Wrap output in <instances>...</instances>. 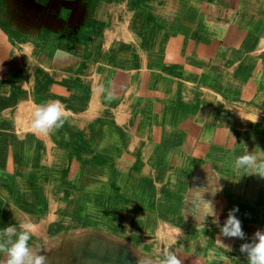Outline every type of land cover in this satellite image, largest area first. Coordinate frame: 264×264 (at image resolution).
<instances>
[{
  "label": "crops",
  "instance_id": "obj_1",
  "mask_svg": "<svg viewBox=\"0 0 264 264\" xmlns=\"http://www.w3.org/2000/svg\"><path fill=\"white\" fill-rule=\"evenodd\" d=\"M7 1L8 0H0V2L2 3V6H0V13L2 11V7H4L6 10L5 2ZM32 1L39 4H43L46 0ZM47 1L49 5L53 6V12L42 13L41 18L42 20L46 18L51 19L52 26L49 29L50 31H48L47 33L48 36L45 39L43 38L42 44L40 36L45 37V33L37 25L33 23L28 24L31 19H24L20 13H18L14 18H6L0 15V19L3 24L7 23L6 25L12 31L11 34H13V36H17L13 38L10 34L9 36L6 35L7 32H2L3 30L0 31V81H7L8 83H11V80L16 77L14 81V83L16 82L15 87H19L20 84H22L23 82L24 84H29V89L33 91L32 95L34 96V98L36 97L35 95L38 93L37 88L45 89L46 92L48 91V95L42 97L39 96L37 99L40 102L44 100L45 103L58 101L64 108L67 109V111L64 112L63 116L65 119V123L63 126H68L66 131L73 132L72 135L69 136L68 132H66L67 138L70 137L68 141H70L72 138H76V132L86 131L87 135H89L87 138L76 139H78L79 142H88L90 141L89 137L97 133L98 126L96 125L95 129L92 130V124L86 122L81 123L79 122V118H76L77 108L81 109L79 106L76 105V98L78 99L82 92L76 88V76L80 77V79H78L80 80V82L84 81V78L81 79L82 73L76 74V54L79 57V68L81 67V60L83 59V66L81 67V69H85V72L89 73V78L85 80L90 83L92 81L90 78L92 74H96L98 72L103 74L101 69L106 65L107 72L101 75V83H106V90L104 92L103 97L106 101H103V103L107 104V99L108 101L113 100L114 103L118 102V106L122 107V109L120 110H122V117L124 118V121L122 120L123 122L120 123L117 121V119H114L115 122L117 121V124H120L122 127H126V130L120 131L121 133L119 135L116 132L117 128L115 127V125L113 126L111 122H109V124L113 126V134L109 137L104 138L100 142H102V145H113L114 155L111 154V152L107 154L97 150V152H99V156L105 157L107 155L108 158L102 160L96 159L93 161L94 157L91 156L93 151L92 148L89 149V155L91 156L90 160L92 162H95V164L97 162H105V164H107V160L109 159L112 160V162H116V160L121 161L123 163V166L121 165V163H112L113 166L110 171L106 166L94 167L93 165L89 164L85 165L83 168L78 167L73 170L72 168L74 166L77 167V164H82V161L76 162L75 158H71L68 167V170L71 174L70 176H68L71 177V181L68 182L69 188H67V191L69 195L70 189L74 190V194L72 197V203L74 202L73 208L80 209L82 206L81 202H85L86 200H88L89 202L91 201L94 205V201L96 200L98 201V204L100 203L98 206H100L101 204L105 207L111 206L112 209L123 212L122 216L117 219L119 225L112 224L113 222L111 221L108 224H103L105 226V229H101L98 224L91 223L89 224V227L92 229L91 232L96 233L99 231L101 232V230H103V232L107 236V239H111L113 240V242L119 243L121 247H131L137 257L136 264H164L163 253L165 251L174 252L177 255V258L181 260V264H248L247 253H241L239 249L236 250L233 247L236 245V243L237 245H239L238 248H240L241 244L251 243L254 238V234L258 230L264 231V220L254 219L251 220V223L242 222L240 216L242 218V215L255 212V209H253L254 211H248L250 207L247 203L244 202L243 204L239 205V213L235 214L237 218L240 219L242 222V230L245 233V238L241 240L239 238L222 237L220 235V227H222L230 211V206L228 205V203H223L222 201L225 198L230 200L232 198L234 199L238 197L240 199L244 194L249 195V192H252L254 190V184L255 186L257 184L255 182L253 184L252 179H250L251 177L248 174L251 173L248 171H243L242 169H235L237 171L234 172L235 175L232 178L231 183L235 185V183L238 182L239 179L242 184V189H240V191H238L237 189H232V186L224 182L226 178L225 177L222 179L221 184H218V191L212 194L210 198L206 197L204 194L202 195L203 200L212 201L215 204L216 212L220 222L219 226L213 224L211 222V218L209 219L210 221L208 222L207 220V223L204 225L200 224L196 218L195 208L203 206L204 204V201L200 200L197 197L201 195H198L199 192H196L200 190L201 184L194 183L195 186H180L177 183V180L191 178L196 180L197 182L199 181L196 176H191L190 170L187 171V173H184L185 171L182 172L186 175V177H183V174H176V170L181 169V165L184 167L185 162H189L188 153L193 152L194 148L197 151L196 162H200L204 165H206L207 163L210 164L211 160L213 163L224 164L223 155L226 150L225 133H221V135L223 136L221 139H219L216 136L218 134V128H215V126L214 128H212L211 136H205L206 134L204 135L205 125L203 120L205 116H202V114L200 115L201 117L196 120V122L192 120L190 121L189 117L184 113L180 115L178 114L176 116L174 115V117L172 118L173 122L168 121L166 118V116L173 111L175 103L184 106L187 110L189 106V100L193 102V100L198 95L201 96L202 93L199 90V86H192V89H190V85H188L190 89L188 90L189 96L188 98L184 99L181 97V93L183 90L177 92V86L173 85L175 80L172 81V79H170L171 81H169L168 78L162 79L161 81L157 80L160 75L157 73V65L160 62L166 65V68H160L163 72L172 71V68L167 67L174 66L170 64H176L177 66L178 64H182L183 70L175 65L174 67L179 69L175 72H177L181 76H183L184 74L185 76L189 75L186 76L187 78L197 77V74L195 73H197L198 70L197 67L194 66L195 64L188 66L187 64L185 65L182 60L177 61L178 58L182 59L184 57L183 42L187 40L186 36L184 38L185 40H182L179 43V47L176 50L171 43L170 51L173 53L172 57L168 60L160 61V58L158 56L160 55V49L156 45L152 44L151 47H147L148 45H145L148 51L152 50V55L148 57L149 59L146 63V58L144 57L145 47H143L135 57L134 54L130 55L129 49L124 50L118 47V40H112V38L108 42V44H104V40L101 36L98 37L100 39L97 40L94 44H92L90 41L88 42L89 44L85 43V41L89 39L88 34L92 32L91 29H95L97 18L98 20L102 18L100 12H102V10L104 11V5L93 0ZM253 2L254 0H242V6L240 8L239 14L237 13V11L233 10L231 12L226 7L221 6L226 8V11L228 12L225 13L227 14V17L223 19L229 18L230 23H232L231 26H233L234 30L240 31L241 27H243L242 35H245V37H247L248 39L252 37L250 32L251 27H249L248 25H250V20L253 19L252 15L249 16V14H251L249 12H253ZM172 3H176V0H174V2ZM178 7V10H181L182 6L179 5ZM188 7V5L182 7L184 8L183 11L185 10L187 12L186 14H184V17L182 10L178 12V17L176 15L168 13L167 17L170 16L168 20L171 19V16L172 18H175V22L171 21L170 27L174 25H179L180 23H185V25L192 23L189 22L192 17L191 15H189V13H191V9H189ZM78 9L79 11L77 12ZM194 15L198 16V18L208 26L206 27L207 31H209L208 28L212 29L211 32L209 31V33L211 34H216L217 31H226L228 29L225 25L219 22L221 20L219 14L218 19L220 18V20L214 22H208L207 13L201 15L200 13H195ZM5 16L11 15L8 13ZM56 24L62 26L63 28L57 27ZM22 25V28L27 33L21 32L19 30V27ZM145 29L146 28H143V31L147 32L148 34L154 31H146ZM54 30L55 33L52 32ZM187 31L188 30L185 28L184 32ZM184 32L181 33L184 34ZM228 36L229 41L232 40L231 37H233L234 42L240 41L236 40V37L233 35V33L229 34ZM254 36L256 35H253L252 38H254ZM18 37H23L24 42L22 41V39H18ZM225 38L226 35L224 36V39ZM25 40L28 41L25 42ZM260 40L262 42V40H264V36ZM27 42L36 44L38 43V45L42 48V50H44V52H47L49 50L55 52V57L50 60V62L52 61L50 63V66L57 67L53 69L54 73L50 71H43L42 73L39 71H33L36 67H32V65L28 63L29 61L27 60V52L28 46H30L28 44L30 43L27 44ZM261 42L259 43V47L262 50V46H264V43ZM90 43L92 46L90 45ZM243 45L244 47L246 46L245 44ZM165 46L167 47V45ZM185 46L186 49H188L189 51L197 50V52H208L209 55H212L213 58L218 57L216 52H213V50H209L210 47L208 46L206 38L204 37H201L199 41H189ZM57 47L59 50L56 49ZM107 47L110 49L106 52L107 54H104L103 51L106 50ZM112 47L116 49L117 57H128L129 59L125 61L123 60V62L120 60H114L115 57H111L112 55H110V50ZM255 48H257V45H254L252 47V49ZM101 50L103 51L100 52ZM247 51L249 50L247 49ZM247 51L243 50V53H249L248 55H244L246 56V59H237L238 62L236 63L235 68L232 69L234 70L237 67H240L239 71L242 76L239 80L240 85L237 86L239 88L237 92L238 98L243 101L239 103V105H243H241L242 107L239 108H243V110H246L245 113L249 116V119L254 120L256 118V124L260 122L264 126V60L262 61V59L264 58V51L262 52V54L257 53L258 51ZM65 52H67V55L70 53V58L68 59V61L62 62V60L59 59L60 54L64 55ZM80 53L83 55V58L80 56ZM87 59L90 62L86 61ZM155 60H157V62H155ZM171 61L172 63H170ZM185 66L187 67V71L185 69ZM31 72H33L35 76H37V72L41 75V77H33L32 74H30ZM46 72H48L51 76L48 75L47 79L42 80L41 78L44 77L43 74H45ZM165 75L168 76L171 74L166 73ZM181 76H175L172 78H178L180 80L182 79ZM164 81L168 82L164 83ZM40 84L44 85V87H40ZM186 91L187 90H185V92ZM18 92L19 96L16 95V92L13 91V97L18 96L20 98H24L21 89ZM192 92H194V94ZM29 93L31 95V91L29 92L28 90V94ZM109 94H111L112 96L111 99L108 98ZM223 96L221 98H223ZM209 97H211V95ZM118 98H120V101L118 100ZM12 99L13 101L17 100L16 98ZM247 100L249 102H247ZM211 102L212 103H208L207 105H211L213 104V102H215V105L217 104L216 100L213 97L211 98ZM237 105L234 107H238ZM143 108L145 109V111ZM194 110L196 109L193 106L192 112H189L188 110L187 111L191 115V113L195 114L193 112ZM241 111L242 110H238L237 113L239 112L238 114H242L245 117V114ZM18 113L19 112H17V114ZM205 113L206 112L204 111V115ZM65 116H68L71 122L67 123V117ZM218 119L219 118H216V120ZM209 120L210 117H208V121ZM243 120L241 121L239 119L238 121L243 123ZM228 125L229 124L227 122L226 129H229ZM192 126L193 128L195 126L196 131L191 130ZM231 126L232 125H230V128ZM240 128H244L245 130L246 127L240 125ZM26 129L28 128H23V130ZM132 129L135 130V132L133 131L132 140H129L131 138V134L128 135L127 133L129 132V130ZM109 130L111 129H109V126L106 125L103 129L100 130V132L104 134L106 131ZM230 130L235 131L234 128H231ZM55 131L60 132L57 135H61L63 127L56 129ZM170 132H172L174 136L178 134L180 135V138H183L182 147L170 143L171 138H173V136H168L170 135ZM226 133L230 134L229 131H227ZM125 136L128 139H122V137ZM75 142L77 144V140H74V143ZM236 142L237 141L234 140L232 145H236ZM61 143L63 142L61 141ZM239 143L240 144L238 145L243 148L245 147V149L239 148V151H235L234 161L229 162L230 166H234L229 167L232 169L236 168V158L244 154H253L254 156L256 155V163H259L257 159H260L261 156H264V151L260 150L253 152V150H248L247 145L244 146V141H240ZM67 144L72 143L68 142ZM247 144L252 145L253 142L248 141ZM9 145L0 146V154L5 156H13L18 161H30L27 158H30V156L38 153L41 150L46 151V149L50 156L53 155V160L56 159L59 155L56 148L52 147L50 143L49 145H46L45 143L40 145L36 141L29 140V142L21 141L13 143L10 146ZM77 146L80 145L78 144ZM215 146L220 147L221 150L216 147L218 151L213 153V148ZM177 149L180 153H183L182 156L178 155L179 159L177 160H179V163L181 164L179 166L177 164L178 162H176L175 159ZM145 154H148L151 158H153V164L157 162L162 165L164 171L163 174H161V176L159 177L160 169H157L158 175L156 173V176L153 177L156 180L151 182L150 184H148V180L146 181L145 174L147 172L145 173L144 170H142L143 167L141 168L140 165V163H143L144 161L143 158H145ZM136 161L138 162L139 166H136L137 171L134 172L131 169V166L134 165ZM196 162L193 161V163ZM88 163L90 162L88 161L87 164ZM221 164H219L217 168L223 170ZM213 166H215V164H213ZM126 168H129V171H123ZM211 168L212 167H208V171L211 170ZM25 171L26 174L23 175L25 177L27 176V174L29 175L33 172L30 167L25 168ZM42 172L45 173L46 170H43ZM212 172L215 176L216 174H219V171L214 168L212 169ZM251 172L255 171L253 170ZM124 173L126 174L124 175ZM76 176H78V178ZM146 176L148 177V174H146ZM215 176L214 178H216ZM108 177H110L109 181L106 180ZM45 178V176L42 177V180ZM112 178L113 180H115V182L111 181ZM136 178L143 179L144 183L146 184H143L144 186H138V188H136L138 184L133 187L134 185H132L131 183L134 182V179ZM256 178L257 177L255 175L254 179ZM16 179L18 180L19 178ZM262 179L264 181V178H261L260 184L263 182ZM116 180L119 181L116 182ZM25 181L26 182L23 183L20 180L16 183L21 182L19 186L20 188H23V185L26 187L28 186L27 183L30 180H28L27 178L25 179ZM36 183L37 185H39V182L33 181L34 185H36ZM123 184L124 189L121 187V185ZM151 184H153V186ZM159 186H165V188L163 189L167 192L165 191L163 194H173V196H175L173 198L171 197L174 201L173 204L169 202L171 201L170 197L164 199L163 202H157V199L154 197V195H158V193L161 192L160 190L162 189ZM226 186H230L227 187L229 189L225 188ZM98 189H100L101 191L99 192ZM224 191H226V194L223 193ZM114 192L120 196L119 198H117L119 199V201L115 198H113V200L111 201L108 198V194H112ZM128 196L134 197V203L136 202V204H133V206L131 208H128V210H121L119 207V202L122 203V200H125L126 198H128ZM102 197H105L104 201L98 200ZM250 200L253 201L252 198ZM117 203L118 205H116ZM165 203L170 204V207L168 205L169 208H166V212L163 211L162 206ZM62 204L64 203L62 202ZM148 208H156L158 210L161 209V212H164V214L167 213L165 215H168L169 217H165L163 216L164 214L161 215L159 213L158 215L152 214V212L148 210ZM57 209L58 210L52 208V214L58 212L59 210H62L61 208ZM260 209L261 208H259L258 210L260 211ZM157 217H159V219H157ZM74 218H72L74 219L72 220L68 216V220L66 222L62 224L55 223L56 231H50L52 232L51 234L48 232L47 229V232L42 231L39 236L38 234H36L35 236L34 233L36 232L31 229L30 233L32 238L30 239V242H28V244L32 252L45 255L47 257L46 264H69L70 262L69 260L67 261L68 257L66 256V254L70 255L71 253L67 252L66 247H68L69 243L71 244L69 248H73L76 245V217ZM8 222L9 221H4L0 218V228L6 226ZM209 226H212L213 228L215 227L217 229L212 230L209 228ZM251 228H256V230L252 231V233ZM63 231H66V233H63ZM156 231L164 232L162 234H158ZM37 233H39V231H37ZM40 239L41 245L38 244V240ZM9 240H15V238L11 236V234L6 233V240H1L0 243H5ZM219 241H221L222 244ZM72 256H74V253H72ZM0 259L7 260L6 253H0ZM75 263L76 256L73 261V264Z\"/></svg>",
  "mask_w": 264,
  "mask_h": 264
},
{
  "label": "rangeland",
  "instance_id": "obj_2",
  "mask_svg": "<svg viewBox=\"0 0 264 264\" xmlns=\"http://www.w3.org/2000/svg\"><path fill=\"white\" fill-rule=\"evenodd\" d=\"M93 1H97L98 3L104 5V11L102 10V12H100L102 18H100L99 20L97 18L95 29L94 30L91 29L92 32L88 34L89 39L85 41V43L87 44H89L88 43L89 41L92 44H94L97 40L100 39L98 38L100 36L104 40V44L105 43L108 44V42L112 38V40H118L117 41L118 47L124 50L129 49L130 55L134 54L135 57L137 56L139 51L143 47H145V45H148L147 47H151L152 44H154L160 49V55L158 56L160 58V61H162V60H168L169 58L172 57L173 52L170 51L171 43L176 50L179 47V43L182 40H185L184 38L186 36L187 40L183 42L184 57L182 59L178 58L177 61L182 60L184 64L185 65L187 64L188 66L195 64L194 66L197 67L198 70L197 73H195L197 74V77L190 76L191 78L189 77L187 78L186 76L189 75L185 76L184 74L183 76H181L177 72H175L176 70H179L178 68L183 70L182 64H178V66L176 64H170L174 66L176 65L178 68L174 66H167L169 68H172V71L163 72L161 71L160 68L163 67L166 68V65L160 62L157 65V69H158L157 73L160 74L157 80L161 81L162 79L165 78H168L169 81H171L170 79H172V81L175 80L173 85L177 86L176 89L177 92L183 90L181 93V97L184 99L188 98L189 96L188 90L192 89V86L195 87L199 86L200 87L199 90L202 93L201 96L198 95L193 100V102L189 100V106L187 110L189 112H192L194 106L196 110H194L193 112L195 114L191 113L190 115L184 106L175 103L173 107V111L170 112V114L167 115L166 118L168 121H172L174 115L176 116L178 114L180 115L184 113L189 117L190 121L192 120L196 122V120H198L199 117H201L200 115L202 114V116H205L203 120L205 125L204 135L206 134L205 136H211L212 128H214V126L215 128H218L217 130L218 134L216 136L219 139H221L223 136L221 135V133L223 134L225 133L226 150L223 155L224 164L213 163L211 160L210 164L207 163L206 165H204L200 162H196L197 151L194 148L193 152L188 153L189 162L186 161L183 167L179 163L180 161L177 160L179 159L178 155L182 156L183 153H180L177 149L175 159L176 162H178L177 163L178 166L181 165V169H177L176 174L178 175L183 174L182 176L186 177L184 173H187V171L190 170L191 176L192 177L196 176L200 181L199 183V181L197 182L196 180L191 178V179L177 180L178 181L177 183L180 186H185V185L195 186V184H201V188L199 187L201 190V194H200V190L196 192H199L198 195L202 196L204 194L206 197L210 198L212 194L216 193L218 184H221L222 179L226 177L224 182L232 186V189L235 190L237 189L238 191H240V189H242L241 186L242 184L241 181H239V179L238 182L235 183V185L231 183L232 178L235 175L234 172L237 170H235L236 168L234 169L230 168L233 167L234 165L230 166L229 162L234 161L235 151H239V148H243L238 145L240 144L239 143L240 141H244V146L247 145L248 150L250 151L251 150H253V152L260 150L264 151L263 150L264 126L260 122L256 124L257 121L256 118L254 120L249 119V116L245 113L246 110H243V108H239L243 106L242 104H241L242 106L239 105V103L243 101L240 100V98H238L237 92L239 88L237 86L240 85L239 80L242 76L239 71L240 67H237L234 70L232 69L235 68L236 63L238 62L237 59H246V56L244 55L249 54L246 52L243 53V50L247 51L248 49L249 51L251 50L258 51L257 53H261V54L264 51L263 48L264 46H262V50L259 47V43L261 42L260 39L264 36V20H263L264 0H254L253 12H249L251 13L249 14V16L252 15L253 17V19L250 20L249 23L250 25H248L249 27H251V31H250L251 36L253 37V35H256L254 36V38L251 37L249 39L245 37V35H242L243 27H241L240 31L234 30L233 26H231L232 23H230V19L229 18L223 19L227 17L226 16L227 14H225L227 12L226 8L229 9L231 12L233 10L237 11V13L239 14L240 8L242 6V0H176V3H172L174 2V0H169V1L168 0H93ZM47 2L48 1L46 0L45 3L39 4L32 0H14V1L8 0L7 2H5L6 10L4 7H2V11L0 15L6 18L7 17L14 18L18 13H20L24 19H31L28 24L33 23L37 25L45 33V37L40 36V40L42 44L43 38L45 39L48 36L47 33L48 31H50L49 29L52 26L51 19L46 18L42 20L41 18L42 13L53 12V6L49 5V3ZM179 5H181L182 7H185L187 5L189 6L188 8L191 9L190 10L191 13H189V15H191L192 17V19H190L189 22L192 23L186 25L185 23L183 24L180 23L179 25H174L170 27L171 21L175 22V18H172L171 16V19L168 20L170 16L167 17V15L168 13H171L178 17V12H180L181 10L183 11L184 9L181 7V10H178ZM0 6H2L1 2H0ZM221 6H224L226 8ZM78 11L79 9L77 10V12ZM198 12L200 13V15L207 13L208 22L218 21L221 18L219 22L225 25L228 29L226 31H222V30L217 31L216 34L209 33V31L211 32L212 29L208 28L209 31H207L206 27L208 26L204 24V22L201 21L198 18V16L194 15L195 13L199 14ZM8 13L11 16H5ZM186 13L187 12L184 10L183 17L184 14ZM218 14L220 17L219 19H218ZM6 24L7 23L3 24V22L0 19V31L3 30L2 32H7L6 35L9 36L10 34L13 38L17 37L11 34L12 31L8 28ZM56 26L59 28H63L58 24H56ZM22 27L23 25L19 27V30L21 32L27 33ZM143 28H146L145 29L146 31L149 30L151 31L154 30V31L148 34L147 32L143 31ZM185 28L188 30L187 32H184ZM52 32L55 33V30ZM181 32H184V34ZM231 33H233V35L236 37V40H240V41L234 42L233 37H231L232 40L229 41L228 35ZM225 35L226 38L224 39ZM201 37L206 38L207 44L210 47L209 50H213V52H216L218 55L217 58H213L212 55H209L208 52H201V51L197 52V50L189 51L188 49H186L185 45L189 41L190 42L199 41ZM18 39H22V41L24 42L23 37H18ZM221 40L224 42H222ZM26 41L28 40H25V42ZM262 42L264 43V40H262ZM28 43L30 42H27V44ZM243 44H245L247 47L246 46L244 47ZM28 45L30 46H28L27 60L29 61L28 63L32 65V67L34 66L36 67L33 71H39L41 73L43 71H50L54 73L53 69L57 67L50 66V63L52 62V61L50 62V60L55 57V52L50 50L44 52V50H42V48L38 45V43L37 44L30 43ZM165 45H167V47ZM254 45H257V48L252 49ZM56 49H58V47ZM109 49L110 48L107 47L106 50L104 51L101 50L100 52L103 51V53L105 54ZM151 51H148V49H146L145 47L144 57L146 58V63L148 62L149 59L148 57L152 55ZM69 55L70 53L67 55V52H65L64 55L60 54L59 59L62 60V62H66L70 58ZM110 55H112L111 57H115L114 60L116 61L120 60L123 62V60L125 61L129 59L128 57H117L116 49L113 47L110 50ZM80 56L83 58V55L81 53ZM82 60H81V67L83 66ZM157 60H155V62H157ZM263 60L264 58L262 59V61ZM86 61L90 62L88 59ZM170 63H172V61ZM78 64H79V57L76 54V74L82 73L81 79L84 78V81L80 82V80H78L80 79V77L76 76V88L79 89V91H82L80 97L78 99L76 98V105L82 109L81 110L77 108L76 118H79V122L81 123L86 122L92 124L91 127L92 130L95 129L96 125L98 126L97 133L91 135L89 137L90 141L88 142H83V141L79 142L78 140V139H85L89 136L87 135L86 131L76 132L75 136L78 139L72 138L70 141H68L70 139V137L67 138L66 136V132H68L66 131V129L68 126H63V131H61V135H57L60 132H57L55 130L50 131L49 132L50 134L49 133L41 134L35 132V130L32 128L33 113L37 106L46 104L44 100L40 102L37 98L39 96L42 97L48 95L47 94L48 91L46 92L45 89L37 88L38 93L35 95L36 97L34 98V96L32 95L33 91L29 89L30 87L29 84L27 83L24 84L23 82L22 84H20L19 87L17 88L15 87L16 82L14 83V81L16 77H14L11 80V83H8L7 81H0V114H1L0 115V146L3 145L8 146L9 144L12 145L13 143L16 142H21V141L29 142V140L31 141L33 140L39 143L40 145L44 143L46 145H49L50 143L52 147L56 148L59 154L58 157L53 160V155L50 156V154L47 152V149L46 151L37 150L39 151L38 153L30 156V158H27L30 160L27 162H31V163H27L26 160L18 161L13 156H8V155L5 156L0 154V214H1L0 218L1 220L3 219L4 221H9L6 226L0 228V239L6 240V233L4 232V230L8 228L10 225L15 226L17 232L21 231L22 227L27 225L30 231L31 229H33V231L36 232L34 233L35 236L36 234H38L39 236L42 231L47 232V229L50 234L52 233L50 231H56L55 223L62 224L66 222L68 220V216L71 219L76 217V245L73 248H69L71 245L69 243L68 247H66L67 252L71 253L70 255L66 254V256L68 257L67 261L69 260L70 262L69 264H73L75 256H76L75 264H136L137 257L131 247L129 248L127 246L121 247L119 243L113 242V240L111 239H107V236L105 235L103 230H101V232L99 231L96 233H92L91 232L92 229L89 227V224L94 223V224H98L101 227V229L102 228L105 229L104 225L106 223L108 224L111 221L113 222L112 224L119 225L117 219L122 216L123 211L121 212L119 210L112 209L111 206L105 207L102 206V204L98 206L100 203L98 204V201L96 200L94 201V205L91 201L89 202L88 200H86L85 202H81L82 206L80 209L73 208L74 202L72 203L73 201L72 197L74 194V190L70 189V193L68 195V191H67V188H69L68 182L71 181V177H69L71 174L70 171L68 170V167L71 158H75L76 162L82 161V164H77V167L74 166L72 168L73 170L78 167L83 168L85 165H89V164L93 165L94 167L106 166L110 171L114 163L115 164L121 163V165L123 166V163L121 161L116 160V162H112V160L109 159L107 160L108 161L107 164H105V162H97L95 164V162H92L90 160V157L91 156L94 157L93 161L96 159L102 160L108 158L107 155L105 157L99 156V152H97V150L107 154L111 152V154L114 155L113 145L111 144L102 145V142L100 141L113 134L112 131L114 130H112V127L114 125L117 128L116 132L119 135L121 133L120 131L126 130V127H122L120 124L116 123L117 121L120 123L124 121V118L122 117V110H120L122 109V107L118 106V102L114 103L113 100L108 101L107 99L106 102L107 104L103 103V101H106L103 98L104 92L106 90L105 87L106 83H101V75L107 72L106 65L101 69L103 74H101L100 72L96 74H92V76L90 77L92 81L90 83L85 80L89 78V73L85 72V69L82 70L81 67L79 68ZM185 69L187 71L186 66ZM166 73L171 75L166 76L165 75ZM30 74H32L33 77L35 76L33 72H31ZM36 75L37 76L35 77L38 76L41 77V75L38 74L37 72ZM43 75L44 77H42L41 79L45 80L48 78V75L50 74L46 72ZM175 76H181L182 79L179 80L178 78H172ZM167 82L168 81H164V83ZM188 85H190V89ZM40 87H44V85L40 84ZM20 89L21 92H23L24 98L18 97L19 96L18 91ZM28 90L29 92L31 91V95L30 93L28 94ZM185 90L187 91L185 92ZM13 91L16 92L15 93L16 95H18L17 97L16 96L13 97L12 94ZM192 93L194 94V92ZM210 95L211 97H209ZM10 96L12 98H16L17 100L13 101V99ZM222 96L223 98H221ZM212 97L216 100L217 104L215 105V102H213V104L207 105L208 103H212L211 102ZM224 98H227L228 100ZM118 100L120 101V98H118ZM247 102L249 101L247 100ZM236 105L238 107L235 108L234 106ZM61 108L64 116V112L67 111V109L64 108L62 105ZM238 110H242L241 112L245 114V117L242 114H238L239 113V112L237 113ZM204 111L206 112L205 115H204ZM17 112L19 113L17 114ZM65 117H67V123L71 122L68 116ZM208 117H210L209 121H208ZM114 118L117 119L116 122ZM216 118L219 119L216 120ZM239 119L241 121L244 119L243 123L238 121ZM109 122H111L113 126L110 125ZM227 122L229 124L228 125L229 129H226ZM106 125L109 126V129L111 130L106 131L104 134H102L100 130L103 129L104 126ZM230 125H232L231 128H234L235 131L230 130L231 129ZM240 125L245 126L246 127L245 130L244 128L241 129ZM23 128H28L32 132L28 129L23 130ZM191 130L196 131L195 126L194 128L192 126ZM133 131L135 132V130L133 129L129 130V132L127 131L128 135L131 134V138L129 140H132ZM227 131H229L230 134H227L226 133ZM72 133L73 132H68V136L72 135ZM168 136L169 137L173 136V138H171L170 143L182 147L183 138H180V135L177 134L174 136L173 133L170 132V135ZM125 138L126 136L122 137V139ZM74 140H77V144L76 142L74 143ZM234 140L237 141L236 145L235 144L232 145ZM61 141L63 143H61ZM248 141L253 142V144L252 145L247 144ZM68 142H71L75 146H73L72 144H67ZM78 144L80 146H77ZM216 147L219 150H221L220 147L215 146L213 148V153L218 151ZM90 148H92L93 150L91 156L89 155ZM243 149H245V147ZM143 160H144L143 163H140V165L141 168L143 167L142 170H144L145 173L147 172L146 174H148V177L146 176V174L145 177H146V181L148 180V184H150L151 182L156 180L153 177L156 176V173L158 171L157 169H160L159 177L161 176V174H163L164 171L162 165H160L157 162H155V164L152 163L153 158H151L148 154H145V158H143ZM88 161L90 163L87 164ZM193 161L196 163H193ZM257 161L259 163L260 162L264 163V156H261V158L257 159ZM213 164H215V166H213ZM219 164H221L223 170L217 168ZM136 166L137 167L139 166L137 161L134 163V165L131 166V169L134 172L137 171ZM27 167H30L31 170L33 171L32 173L34 174L30 173L32 176L30 174L29 175L27 174L26 177L23 176L26 174L25 168ZM208 167H212L211 170L208 171ZM213 168L219 171V174H216V176L212 172ZM240 169H242L243 171L250 172L247 166L242 167ZM43 170H46L47 174L46 172L45 173L42 172ZM123 171H129V168H126ZM250 173L251 174L248 175H250L251 177L250 179H252L253 184L254 182L257 183L256 186L255 184L254 186L252 184L254 190L252 192H249V195L244 194L240 199L238 197L234 199L232 198L230 200L225 198L222 201L223 203L225 202L228 203V205L230 206L229 207L230 211L233 208L239 209V205L243 204L244 202L247 203L250 207L248 211L255 209V212L245 214L246 216L242 215V218L239 215L242 222H246V223H251V220L254 219L264 220V181L262 179L263 182L260 184L261 177L259 175H256L255 172H250ZM125 174L126 173H124V175ZM255 175L257 177L256 179H254ZM44 176L46 178L42 180V177ZM214 176L216 178H214ZM76 177L78 178V176ZM16 178L19 179L17 180ZM27 178L28 180H30L27 183L28 186L26 187L23 185V188H20L19 184L21 182L25 183L26 182L25 179ZM20 180H21L20 183H16L17 181L19 182ZM106 180L109 181L110 177H108ZM134 180L135 181L131 183L132 185H134L133 187H135L138 184L136 186V188H138V186L140 187L143 184H146L144 183L143 179L136 178ZM33 181L39 182V185H37V183L36 185H34ZM111 181L115 182L113 178L111 179ZM118 181L116 180V182ZM151 185L153 186V184ZM165 186H159L162 189L160 190L161 195L160 193H158V195H154L158 203L163 202V200L166 198L175 197L173 196V194L172 195L163 194L166 191L163 189L165 188ZM230 186H226L225 188ZM121 187L124 189V184L121 185ZM98 191L100 192L101 190L98 189ZM225 192L226 191H224L223 193ZM119 197L120 196L115 192L112 194H108V198L111 201L113 200V198L117 199ZM133 198L134 197L128 196V198L122 200V203L119 202L120 209L128 210V208H131L133 204L135 205L136 202L134 203ZM172 198L171 201L169 202L173 204L174 201ZM251 198L253 199V201L250 200ZM98 200L104 201L105 197H102L101 199ZM117 200L119 201V199ZM62 202L64 204H62ZM116 205H118V203ZM168 205L170 207V204L167 203L162 205L164 212H166L167 210L166 208L168 207ZM52 208L56 210H58L57 208L59 209L61 208L62 210H59L58 212L52 214ZM259 208H261L260 211L258 210ZM148 210H150L152 214H156V215H158V213L161 215L164 214V212H161V209L158 210L156 208H148ZM236 213H239V211ZM165 214L163 216L169 217L168 215ZM210 218L211 217L207 218L208 222L210 221L209 220ZM157 219H159V217H157ZM209 228L212 230L217 229L215 227L213 228L212 226H209ZM36 230L39 231V233H37ZM254 230H256V228L253 229L251 228V232ZM156 232L158 234H162L164 231L162 232L156 231ZM63 233H66V231H63ZM11 236L15 238L14 235L11 234ZM40 241L41 239L38 240L39 245H41ZM28 242H30V240ZM238 247L239 245H237L236 243V245L233 248H235L236 250L240 249ZM72 253H74V256H72ZM6 261L7 260L0 259V264H6Z\"/></svg>",
  "mask_w": 264,
  "mask_h": 264
},
{
  "label": "clouds",
  "instance_id": "obj_3",
  "mask_svg": "<svg viewBox=\"0 0 264 264\" xmlns=\"http://www.w3.org/2000/svg\"><path fill=\"white\" fill-rule=\"evenodd\" d=\"M109 99L112 98L109 94ZM65 119L63 117L61 104L58 101L49 102L36 107L33 113L32 128L37 133L47 134L63 127ZM248 167V170L255 171L256 175L264 178V163H256L253 154H244L235 160L236 169ZM218 191V189H217ZM204 201L203 206L196 207L195 213L198 222L202 225L207 223V218L211 217V222L219 226V217L216 212L215 204L212 201H205L202 196H197ZM238 208L229 211L227 219L220 227V235L225 238H239L243 240L245 233L242 230V222L235 215ZM7 234L15 236V240L0 243V253H6V264H46L47 257L40 253H33L28 241L31 233L27 225L17 232L15 226L10 225L4 230ZM221 243V241H219ZM222 244V243H221ZM241 253H247L248 264H264V231H257L251 243H244L240 246ZM164 264H181V260L172 251L163 253Z\"/></svg>",
  "mask_w": 264,
  "mask_h": 264
}]
</instances>
